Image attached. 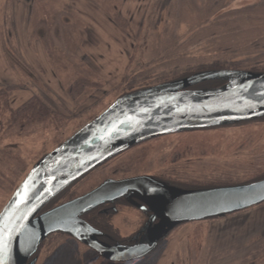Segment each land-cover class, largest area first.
Here are the masks:
<instances>
[{"label": "rangeland", "instance_id": "374dc122", "mask_svg": "<svg viewBox=\"0 0 264 264\" xmlns=\"http://www.w3.org/2000/svg\"><path fill=\"white\" fill-rule=\"evenodd\" d=\"M1 13L0 212L44 155L121 95L215 70L216 63L228 67L216 69L264 70V0H4ZM144 174L189 189L263 179L264 118L135 145L65 189L55 205L109 177ZM245 214L180 224L133 261H108L60 232L32 258L35 264H250L239 227ZM139 217L126 202L109 217L97 210L86 215L122 235L139 228ZM257 244L256 255L264 249L263 241Z\"/></svg>", "mask_w": 264, "mask_h": 264}, {"label": "water", "instance_id": "95a60500", "mask_svg": "<svg viewBox=\"0 0 264 264\" xmlns=\"http://www.w3.org/2000/svg\"><path fill=\"white\" fill-rule=\"evenodd\" d=\"M223 80L213 88H192ZM264 118V72L205 70L137 89L118 97L53 151L44 155L0 212V259L4 264H35L32 258L51 234L62 232L112 262L152 253L176 226L224 217L264 202V178L242 184L182 188L143 175L108 179L89 192L45 207L89 171L125 149L165 134L238 124ZM126 198L152 212L133 244L107 243L84 215ZM140 201L143 205L136 202Z\"/></svg>", "mask_w": 264, "mask_h": 264}, {"label": "flooded vegetation", "instance_id": "af4514ba", "mask_svg": "<svg viewBox=\"0 0 264 264\" xmlns=\"http://www.w3.org/2000/svg\"><path fill=\"white\" fill-rule=\"evenodd\" d=\"M161 136H162V135H161ZM154 138H155V137H154ZM151 139H152V138H151ZM148 140H150V139L144 140V141L139 142V143H137V144H135V145L141 144V143H143V142H145V141H148ZM135 145H133V146H135ZM133 146H131V147L125 149L124 151H126V150L132 148ZM124 151L120 152L119 154L123 153ZM119 154H117V155H119ZM117 155H115L114 157H116ZM114 157H112V158H114ZM112 158H110L109 160H111ZM109 160L105 161L104 163L108 162ZM104 163H102V164H104ZM102 164H101V165H102ZM101 165H99V166H101ZM99 166H97L96 168H98ZM96 168H94L93 170H95ZM91 171H92V170H91ZM89 172H90V171H89ZM89 172H88V173H89ZM88 173H87V174H88ZM87 174H85L84 176H86ZM144 175H148V174H144ZM84 176H83V177H84ZM137 176H143V175H137ZM149 176H153V175H149ZM83 177H81L80 179H82ZM131 177H136V176H131ZM153 177L156 178V179H158V180H161V181L167 182V183H169V184H171V185H175V184H172V183H170V182H168V181H165V180H163V179L157 178V177H155V176H153ZM126 178H130V177H126ZM80 179H78L77 181H79ZM108 179H120V178H112V177H109V178L105 179L104 181H106V180H108ZM121 179H124V178H121ZM77 181H76V182H77ZM104 181H102L100 184H102ZM74 183H75V182H74ZM74 183H73V184H74ZM73 184H72V185H73ZM100 184L95 185V186L92 187L90 190L94 189L95 187L99 186ZM72 185H70V186H72ZM70 186H69V187H70ZM175 186H178V185H175ZM69 187H68V188H69ZM179 187H180V186H179ZM90 190H89V191H90ZM89 191H87V192H89ZM87 192H84V194L87 193ZM122 202H126V203L131 204L132 206H134L135 208H137V209L140 211V213H141V217H139V219H140L139 228H138L134 233L132 232V233H130V234H128V235H122L119 231H118V233H117V231H114V230H113V229H114L113 227H112V228H110V227H104V226H102V225H98V224H95V223L90 222V220L86 218V215L89 214L90 212L87 213L86 215H84V218H85L88 222H90L94 227H96L97 229L101 230V231L104 233L103 237H101L100 239L103 240V241H105V242H107V243H110V244H114V243L133 244V243L137 242V241H138V238H140V237L144 234V232H142V233L139 235L141 229H142L145 225H155V224L159 221L158 219H151V218H152V214H153L152 212L147 211V210H144L143 208H141V207L135 205L134 203L129 202L126 198H121V199L115 201L114 203H108V204L102 205V206H100V207H98V208H96V209H94V210H97L98 213L101 212L102 214L105 215V217H109V212H110L111 210H113V211H117V205H118V204H122ZM136 202H138V203H140V204H142V205L144 204V203H142V202H140V201H138V200H137ZM91 212H92V211H91ZM108 224H109V226L111 225L110 222H109ZM111 230H112L113 232H112ZM117 230H118V229H117ZM115 233H116V234H115ZM170 233H171V232H169V233H168L163 239H161V240L159 241V245H161L162 242L167 241V239H168Z\"/></svg>", "mask_w": 264, "mask_h": 264}, {"label": "crops", "instance_id": "0c3cea01", "mask_svg": "<svg viewBox=\"0 0 264 264\" xmlns=\"http://www.w3.org/2000/svg\"><path fill=\"white\" fill-rule=\"evenodd\" d=\"M1 12L4 13V0H0V17L2 14ZM32 17L33 16H30L29 20H31ZM244 211L247 213L245 214L247 215V221L245 224L239 225V227L242 229L241 232L246 231L247 241L246 244L241 243V245H246L248 247V263L264 264V249L263 251L259 250L260 253L258 255H256L255 252V246L259 245L257 244L258 241H263L264 244V203L248 208V210Z\"/></svg>", "mask_w": 264, "mask_h": 264}, {"label": "trees", "instance_id": "16d2710c", "mask_svg": "<svg viewBox=\"0 0 264 264\" xmlns=\"http://www.w3.org/2000/svg\"><path fill=\"white\" fill-rule=\"evenodd\" d=\"M211 68H228L226 67L225 65H222V64H219V63H216V64H213L211 66ZM253 71H256V72H260V71H264V70H259V69H252ZM191 75L192 73H188V74H184L185 75ZM225 81H221V80H212V81H205V82H202L200 84H197L195 86H193L192 88H213V87H218L220 85H222ZM65 191V190H64ZM63 192V191H62ZM61 192V193H62ZM61 193L56 196L46 207L45 209H48V208H51L53 206H55V204H57L60 200V197H61ZM91 222V221H90ZM59 234H62V233H59Z\"/></svg>", "mask_w": 264, "mask_h": 264}, {"label": "snow or ice", "instance_id": "6c2138e0", "mask_svg": "<svg viewBox=\"0 0 264 264\" xmlns=\"http://www.w3.org/2000/svg\"><path fill=\"white\" fill-rule=\"evenodd\" d=\"M0 264H4V262H3V260H2V259H0Z\"/></svg>", "mask_w": 264, "mask_h": 264}]
</instances>
